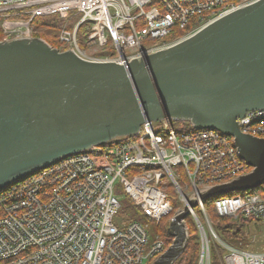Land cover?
I'll use <instances>...</instances> for the list:
<instances>
[{
  "label": "built area",
  "instance_id": "obj_1",
  "mask_svg": "<svg viewBox=\"0 0 264 264\" xmlns=\"http://www.w3.org/2000/svg\"><path fill=\"white\" fill-rule=\"evenodd\" d=\"M258 1L0 0V28L3 41L31 39L37 18L58 16L64 20L58 40L67 50L86 61L123 65L168 49ZM83 25L94 53L80 46ZM187 27L189 33H175ZM236 125L241 134L264 140V108L247 111ZM252 171L232 137L192 126L175 130L166 115L145 119L135 136L92 146L0 192V264H153L170 245L155 241L147 246L144 226L118 216L117 182L141 215L158 224L168 216L171 222L189 200L195 201L187 216L199 235L196 264H211L212 244L222 248L223 264H264V251H245L220 239L200 198ZM170 189L182 203L175 211ZM233 193L216 196L218 217L243 218L247 226L264 223V182Z\"/></svg>",
  "mask_w": 264,
  "mask_h": 264
},
{
  "label": "water",
  "instance_id": "obj_2",
  "mask_svg": "<svg viewBox=\"0 0 264 264\" xmlns=\"http://www.w3.org/2000/svg\"><path fill=\"white\" fill-rule=\"evenodd\" d=\"M264 108V0L184 41L126 64L86 61L40 38L0 42V192L62 159L135 136L143 121H188L232 137L253 171L200 195L209 199L264 182V140L236 119ZM183 211L173 241L153 264L186 247Z\"/></svg>",
  "mask_w": 264,
  "mask_h": 264
},
{
  "label": "trees",
  "instance_id": "obj_3",
  "mask_svg": "<svg viewBox=\"0 0 264 264\" xmlns=\"http://www.w3.org/2000/svg\"><path fill=\"white\" fill-rule=\"evenodd\" d=\"M64 20L60 19L58 16H48L37 18L35 20V29L33 36L35 38H40L46 41L52 48L58 49L63 52L68 48L65 45H62L58 40V31L63 26ZM191 31V27H187L184 30H176L177 35H184ZM86 32L85 26H81L78 29V36ZM174 34H171L169 37H166L164 40H170L173 38ZM5 38L3 30L0 28V42ZM173 127L175 130L180 129H191L189 122L179 121L174 122ZM176 199V198H175ZM179 203V202H178ZM173 211H175L177 206V200L172 203ZM129 210L132 212H129ZM120 213L123 214V221L132 222L136 221L141 213L135 208L134 204L128 199L125 206L121 205ZM131 213V214H130ZM126 215V216H125ZM212 227L216 234L220 237L221 240L225 241L228 245L242 249L244 244L249 240L246 235V226L249 220L238 218L236 220L232 218H220L215 213L212 215ZM161 223V222H160ZM160 223L158 226H160ZM188 228V238L186 242V247L183 253L174 261L173 264H196L197 257L199 254V235L197 227L193 220L186 222ZM165 247L167 248L171 242L166 241ZM223 252L222 248L216 244L210 246V259L211 264H223L221 262V253Z\"/></svg>",
  "mask_w": 264,
  "mask_h": 264
},
{
  "label": "rangeland",
  "instance_id": "obj_4",
  "mask_svg": "<svg viewBox=\"0 0 264 264\" xmlns=\"http://www.w3.org/2000/svg\"><path fill=\"white\" fill-rule=\"evenodd\" d=\"M6 37V36H5ZM35 38V37H34ZM87 38L86 36H83L82 34H79V43L82 48H86L88 53H94V46H88L86 44ZM125 53L127 51L125 50ZM175 121H173L174 123ZM169 193L171 195L172 202H176L175 197L173 196L172 190H169ZM235 194V193H233ZM114 195L118 198L120 205L125 206L128 198L125 194V191L120 183H116L114 187ZM235 196V195H231ZM216 197H211L209 199H204V204L206 206V209L208 211V217L210 219V222L212 221V215L214 212L213 202ZM178 208L182 206V203L177 202ZM129 212H131L129 210ZM133 212V211H132ZM131 212V213H132ZM130 213V214H131ZM120 218L123 217V214L119 212L118 215ZM126 216V215H125ZM169 219L170 216L162 218V221L160 223V226H158V223L155 220L149 219L145 216H139L136 221H138L140 224H142L145 228V230L148 233V243L147 246H150L155 241H170L172 243L173 237L168 232L169 228ZM186 222L190 223V220H192L191 216H186L184 219ZM247 232L249 233L247 235ZM246 235L249 238V240L244 244L243 250L245 251H253V252H261L264 251V223L255 222L250 223L249 226H246ZM142 264H151V260H145Z\"/></svg>",
  "mask_w": 264,
  "mask_h": 264
}]
</instances>
